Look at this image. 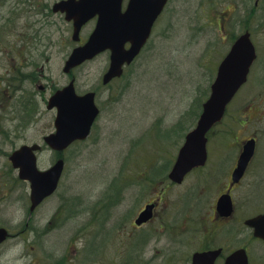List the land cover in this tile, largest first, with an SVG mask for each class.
I'll return each mask as SVG.
<instances>
[{"label":"rangeland","instance_id":"1","mask_svg":"<svg viewBox=\"0 0 264 264\" xmlns=\"http://www.w3.org/2000/svg\"><path fill=\"white\" fill-rule=\"evenodd\" d=\"M200 1L171 0L149 45L116 83L120 93L110 102L107 101V93L100 99L103 113L91 137L64 152L65 170L61 185L54 198L39 213L44 220L56 221L53 227L57 228L49 238V246L55 252L64 254L71 247L86 254L88 249L89 264H191V255L203 248L206 242H188V237H185L186 243L178 254L177 251L173 254L176 258L171 259L168 257L171 246L163 229L167 222L169 227H200L205 234L210 228L218 227L210 242L215 246H225V255L241 245H248L249 230L238 226L252 215L245 202L248 181L234 191L238 202V225L233 230L236 239L227 240L232 233L226 235V232L231 228L225 227L214 213L224 182L217 180L216 176L209 177L217 158H221L222 163L231 153L227 142L234 137L227 135L226 141L225 130L228 128L230 134L240 127L237 123L235 127L231 124V117H235L229 116L232 113L217 129L222 133L223 142H218V136H210L207 167L173 188L169 203L160 205V219L147 233L151 240L144 248L137 246V238L142 241L146 237L143 230H138L132 239L135 211L163 196L164 188L170 182L167 176L184 137L195 127L202 105L210 96L217 66L228 49V45L217 40L219 33L209 20L211 16H205L211 13L207 0H203L201 5ZM56 2L0 0V29L5 33V40L2 39L4 41L0 44V85L3 86V81L7 83L2 77L9 76L7 70L12 66L9 63L12 57L21 58L22 53L27 59L21 61V73L25 78L21 94L17 93L21 97V106L16 95L0 96L2 176L10 173L11 177L16 173L9 162L12 152L25 144L43 145V137L54 131L56 112L47 109V102L56 90L70 81L63 68L76 43L72 39V28L62 17L53 13L46 15V10H51ZM92 29L93 25H90L82 36H87ZM263 34L264 30L258 39L260 44L264 43ZM35 62L44 66V76H41V68ZM108 62L109 54L104 53L75 70L79 93L100 83ZM261 75L264 76L257 70L252 77L256 79ZM254 78L251 80L253 85L249 83L243 91L240 105L256 93L264 94V84ZM40 86H45L46 91L40 90ZM256 102L264 111L261 100ZM258 112L261 113L260 110ZM255 113L257 109H253ZM262 126L248 124L244 127L245 132L240 133L248 136L264 130ZM260 137L264 150V131ZM54 156L46 148L40 157V167L47 169L53 165L58 160ZM221 166L224 167V163ZM22 186L21 201H24ZM12 187V183L4 187L0 185V227H11L20 219H26V204L17 202L20 195L18 191L12 192ZM118 193L120 206L112 207V212L103 221L102 210ZM167 212L169 217L165 216ZM12 229L16 230L15 227ZM77 234L73 240L72 236ZM15 246L10 242L0 248V264H19L20 249ZM249 248L253 249L255 264H263V246L254 243ZM223 262L221 259L218 264Z\"/></svg>","mask_w":264,"mask_h":264},{"label":"water","instance_id":"2","mask_svg":"<svg viewBox=\"0 0 264 264\" xmlns=\"http://www.w3.org/2000/svg\"><path fill=\"white\" fill-rule=\"evenodd\" d=\"M124 0H67L54 7V12L66 14L68 21H74L73 40L80 39L82 27L94 17H98L95 31L89 41L73 50L66 62L64 72L100 53L111 51V66L105 75L108 83L115 77H121L125 65H131L148 42L153 26L162 14L168 0H130L123 12ZM131 47L126 49V44ZM256 58L255 48L249 35L241 37L232 51L219 67L218 75L211 87V95L203 105V112L197 127L186 139L180 150L177 162L170 174V179L182 183L186 175L193 169L202 167L208 159L207 134L215 124L220 122L239 89L247 81L249 69ZM57 108L55 121L56 132L45 137L46 144L54 151L63 152L78 140H85L91 132L99 109L95 105L94 94L79 97L75 93L74 83L57 91L49 100L48 109ZM41 146H23L10 157L13 167L19 170L23 180L31 182L33 208L37 207L58 188L64 171L65 162L59 159L52 168L41 171L37 165L36 152ZM254 143L245 147L234 173V181L238 183L253 157ZM154 206H148L137 220L143 224L152 218ZM218 211L228 217L233 212V203L229 195L221 197ZM255 229V236L264 239V215L248 223ZM7 239V231L0 229V245ZM222 250L197 253L192 264H215ZM225 264H249L247 253L240 249L231 254Z\"/></svg>","mask_w":264,"mask_h":264},{"label":"flooded vegetation","instance_id":"3","mask_svg":"<svg viewBox=\"0 0 264 264\" xmlns=\"http://www.w3.org/2000/svg\"><path fill=\"white\" fill-rule=\"evenodd\" d=\"M62 1H65V0H57V2L54 3V5ZM128 1L129 0H125L124 2L125 5H127ZM170 2L171 0H168L165 11L167 10ZM202 3H203V0H201L199 4L201 5ZM207 3H208V6L211 8V13L210 15L205 14V16H211L209 20L211 21V24L214 26L215 31L219 33L217 40L224 43L225 45H228L227 52L224 55L223 59L230 53V51L233 49L237 41L244 35L248 34L251 37V40L255 47L256 58L250 68V72L247 77V82L240 89V91L236 94L235 98L229 105L223 121L219 125H217L211 132V134H213L214 137L218 136V142H223L221 138L222 133L220 134L217 129L218 127H221L227 115L229 113H232L229 116L231 117L233 115L235 117H231L232 119L231 124H233L234 127H235V123H237L240 126V127L237 126L238 127L237 130L233 128L234 131L237 132L238 134H235V132H232V131L230 134H228L229 133L228 128L225 130L226 141L228 140L229 136L234 137V140L227 142L228 148H231V153L229 154L228 160L226 161L223 160L222 163L220 162L221 158H217V160L219 161L216 160V162L213 164L214 167L211 169L209 173L210 178H213L216 176L217 180L224 182L223 188L219 192L220 193L219 198L222 195L230 194L233 199L234 214L232 216L224 217L220 215L216 206H215V211H214L215 217L219 219V221H221L225 225V227L231 228V229L229 228L230 230H228L227 232L225 230L226 235L232 233L228 237L227 240L229 239L231 240V238L236 239V237L233 236V230H234V226L236 224L238 225V221L236 222L238 202L235 199L236 197H235L234 191L242 187L245 181H248L246 191H245V195L247 197L245 202H246V206L250 208V209L248 208L247 211L252 212V215H248L247 219L244 220L242 225H238V226L241 227V229L249 230L250 237L246 240L248 245L247 244L241 245L238 249H241V248L245 249L249 257V264H255L254 257L252 256L253 249L252 248L250 249L249 247L251 245L253 246V244L256 243V244L263 246L264 248V239L255 237V229L251 227L250 225H248L247 223L250 220H253L259 216L264 215V150L262 149V144H261V141H263V139H261L260 137L261 132L264 130L263 129L259 130L257 131V133L250 134L248 136L241 134L240 131L245 132L244 127L248 124L252 126H255L257 124L258 127L261 128L262 123L264 122V111L262 110L261 106H258V103L256 101L261 100V104L264 106V94L256 93V96L250 97L249 99L245 100L244 103L242 102L241 105L239 103L242 98L241 95L243 91L245 90V88L248 86V84L250 83L253 85V82L251 83V80L254 78L252 77V75H254L257 70H260L264 75V43L263 44L258 43L260 34H262V31L264 30V0H207ZM46 11H47L46 15H52L53 13L54 15H59L65 20V16L63 14L53 12V5L51 7V10L47 9ZM165 11L163 12L161 16H159V18L155 22L153 31H152L153 33L158 28V25L161 23L162 19L164 18L163 15ZM97 21H98V18L96 17L93 20L89 21L83 27L81 31L80 41L76 42V46L74 48L85 45V43L89 40V37L94 31ZM67 23L72 28V31H73L74 29L73 22H67ZM90 25H93L92 31H90L87 36L83 37L82 33ZM263 40H264V34L262 36V41ZM127 47H129V44L127 45ZM104 53L109 54V62L102 74L100 83L98 85H94L93 88H90L84 91L83 93H79V90L77 89V77L75 75V70L82 68L86 63H89L92 60L83 63L81 66L73 69L68 74V77L70 78L69 82H74L76 92L79 95H83L89 92L95 95L96 104L100 109V115L98 119L96 120V123L93 126L91 135L93 134V131L96 128L97 122L99 121L103 113L102 104H99L100 99L107 93V101L110 102V99H112V97H116V95L120 93V90L118 89L119 87L116 85V83L118 84L119 81L121 80L120 78H115L108 84H105L103 82L104 76L108 72L109 67H110V51H106ZM29 63H27V65ZM35 65H37L38 67L40 66L39 68H41V76H44L45 75L44 66L36 62H35ZM219 65L220 63L217 66V71H218ZM21 66H22V62H21ZM217 71H216L215 76L217 75ZM257 79L259 83L264 84V76L261 75L255 80L257 81ZM39 88L43 92L46 91L45 86H40ZM253 109H257V113L253 114ZM259 110L261 111V113L258 112ZM262 128H264V125L262 126ZM184 142H185V138H184ZM249 142H253L255 144V151H254L253 157L250 160L240 182L233 184V179H234L233 174L235 170L237 169L239 161H240V157L245 151V147L247 143ZM78 143H81V142H76V144ZM45 150L46 148L43 147L41 152L42 151L44 152ZM54 155H55L54 156L55 158L56 153H54ZM223 163L225 165L224 167L221 166ZM15 174L13 173L11 177H9L10 173H4L3 176L0 175V185L4 187L11 183L13 184L12 192L18 191L20 195L19 201L17 202L19 203L22 202L26 204L25 206L27 208L25 211L26 219L24 218V220L22 221L20 219V221L17 222L16 225L12 224L11 227L10 226L8 227L6 225L0 227V228H5L8 232V235H7L8 238L3 243L2 246H6L8 243L13 242L16 245L15 247H18V249H20V256H18L19 264H89L88 249H87V253L84 254L83 252H80V251L77 252L76 249H72L71 247H69L64 254L62 253L59 254L54 251L55 249H52L51 246H49L50 235H52L54 233V230L57 228V226L53 227L56 221H54L55 219L44 220V218L41 217V214L39 213H40V209L48 201L54 198L56 193L53 196L46 198L37 207L33 208V202H32V197H31V183L29 181H25L21 179L18 172H16ZM162 175L163 174H161V177ZM167 179L168 181H170L169 174L167 176ZM21 185H23L22 190H23L24 196H22V198L24 197L25 199L24 201H21ZM178 186H181V185L173 183L172 181L168 182V184L164 188L163 196L160 197V199H156V200L153 199L154 201L153 200L149 201L148 203L145 204V206L142 209L135 211L136 213H134V217L132 219V223H133L132 227L134 230L132 232V239L134 238V234L139 232L138 230H141V231L143 230V233H144L143 235L144 236L146 235V237H144L142 241H140V239L138 240V238L137 240L135 239L137 243L139 242V245H137L138 247L144 248V246L151 240V237L147 233H149L148 230H150V227L156 222V220L160 219V216L158 213L159 207L162 204L164 205V204L169 203V198L171 196L172 189ZM199 186L200 184L197 185V188ZM17 188L19 190H17ZM198 190H201V189H198ZM196 193H197V190H196ZM119 195L120 193L115 194L113 198L111 197L112 199L108 201L106 205V209L102 210L103 221H105L109 213L112 212V207L114 208V207L120 206L121 199ZM3 197H5V194L3 195ZM219 198L217 199V201L219 200ZM199 201L203 202L202 200H199ZM80 202H83V200H80ZM151 204H155L152 218L148 222L143 223L142 225H138L137 220L139 219L141 213L146 209L148 205H151ZM167 214L168 212L165 214V216L169 217V215ZM120 217L121 218L123 217L122 214ZM167 223H165L164 225L162 224V225H163L165 234H167L168 241L171 246L169 249V252L171 251V253L168 254V257L170 256L171 259L176 258V256L173 254L176 253V251L178 254L181 246H183L186 243L185 237H188V242H191V241L197 242L196 240L206 242L205 243L206 245L203 248H199L198 251H195L191 255L192 257L195 253H198L200 251H207L211 249H222L225 254V251H226L225 246H220V245L215 246L213 242H210L214 238V234H216L215 232L218 227L213 226L214 229L211 230L212 228H210L209 229L210 231L208 232V234H205L204 232H202L200 227H189L186 225L179 227L177 225L175 226L177 228L175 230H172V228H175V227H169L167 226ZM12 227H15L16 230H13ZM183 227H185L184 230L182 229ZM81 234H83V230ZM77 237H78V234L76 236H72V239L74 240ZM235 250L230 251L228 255L232 254Z\"/></svg>","mask_w":264,"mask_h":264},{"label":"trees","instance_id":"4","mask_svg":"<svg viewBox=\"0 0 264 264\" xmlns=\"http://www.w3.org/2000/svg\"><path fill=\"white\" fill-rule=\"evenodd\" d=\"M9 21L10 19L6 20L7 25H9ZM6 25V26H7ZM4 26H1V28ZM23 39L25 40L26 35L22 36ZM5 40V33L2 32V29H0V44ZM26 59V57H24V54L21 53V58H18V56L12 57V61L9 62L10 64L12 63V66L10 68H8L7 70V74L9 76L4 75V77H2V80H6L7 83H3V86L0 85V96H4V95H10L12 97H14V95H16V97L19 100V106H21V97L17 96V93L21 91V88L23 87V82L25 81L24 75L21 73V61H24ZM9 64V65H10ZM35 79V78H34ZM21 94V93H20ZM25 109V110H24ZM24 109L21 110V113L24 111H26V107H24ZM20 111V109H19ZM30 117V116H29Z\"/></svg>","mask_w":264,"mask_h":264}]
</instances>
